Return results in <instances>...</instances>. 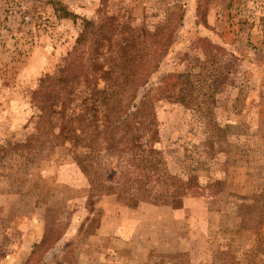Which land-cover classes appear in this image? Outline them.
Masks as SVG:
<instances>
[{"label":"rangeland","instance_id":"1","mask_svg":"<svg viewBox=\"0 0 264 264\" xmlns=\"http://www.w3.org/2000/svg\"><path fill=\"white\" fill-rule=\"evenodd\" d=\"M83 20L108 31L100 61L108 47L116 50L121 29L136 30L141 40L161 27L170 35L136 103L157 115L154 149L168 171L195 183L170 204L120 201L135 210L120 221L119 242H89L107 195H96L75 161L85 151L81 137H57L58 115H41L33 100L78 45ZM94 40L90 33L80 47H95ZM170 73L191 77L195 102L156 98ZM106 81L95 79V95L77 86L66 113L101 112ZM179 207L186 213L178 228L171 212ZM152 220L161 222L156 237L168 243L169 259L156 264H199L191 259L201 254L205 264H264V0H0V264H86L83 256L105 252L109 242L121 257L139 254L130 240L142 245ZM181 231L195 244L179 259Z\"/></svg>","mask_w":264,"mask_h":264},{"label":"trees","instance_id":"2","mask_svg":"<svg viewBox=\"0 0 264 264\" xmlns=\"http://www.w3.org/2000/svg\"><path fill=\"white\" fill-rule=\"evenodd\" d=\"M65 14L76 16L67 9ZM82 25L79 43L68 53L65 64L58 69L56 76L41 81L40 88L34 92L33 100L41 115H58L60 128L57 137L76 134L81 137L85 151L75 153V161L97 196L116 194L119 201H125L133 208H138L143 201L170 204L186 196L195 183L183 181L168 171L162 152L154 149L160 138L157 115L136 103L140 87L149 84L150 76L165 59L166 50L171 46L170 35H162L161 27L154 33L143 35L145 37L141 40L136 30L121 29L117 32L116 50L108 47L111 50L107 48L100 61L104 48L100 44L104 37H108V31L104 30L103 34L88 20H83ZM88 26L93 30L89 32ZM90 33L95 36L96 46L80 47L87 42ZM108 41L113 42V38ZM98 77L107 80L106 88L100 89V114L90 117L84 111L79 115L67 114V102L76 87L89 86L95 95L94 82ZM194 88L189 75L170 73L155 88V96L189 105L198 98L194 95ZM83 120H86L84 131L79 132L75 126ZM39 247L37 244L36 248Z\"/></svg>","mask_w":264,"mask_h":264},{"label":"crops","instance_id":"3","mask_svg":"<svg viewBox=\"0 0 264 264\" xmlns=\"http://www.w3.org/2000/svg\"><path fill=\"white\" fill-rule=\"evenodd\" d=\"M116 196V195H115ZM113 195L103 196L99 200V208L101 212V218L99 225L97 226L95 232L89 236L90 243H101L105 240L111 241L117 239L116 241H121L118 237L116 238V234L122 232L123 222H120L122 218L125 216L127 210L134 211L133 208H128L121 204V202ZM167 207V206H163ZM168 208V207H167ZM186 209L184 207H179L176 210L173 209L171 215L173 216V222H176V226L179 228L180 224L182 225L184 222ZM112 223V224H111ZM153 225H147L149 229L147 230V234L145 237V241L142 245L138 246V242L134 243L130 240L129 247L133 245L135 250L139 248V254L134 253V251H130L128 254L124 256H119L121 253L120 246L116 244L112 245L111 242L108 243V247H106V251L103 253H90L89 255L83 256V259L86 264H156L157 262H164L166 259H169L163 253V250H168V243L164 240H159L156 235L158 234L157 229H159L160 221L152 220ZM125 227V226H124ZM183 230L184 227L182 226ZM242 233H246L249 230L248 226L243 222L241 228ZM180 233V231H178ZM181 238L179 237L176 242V249L178 253V258L180 259V255L185 253L190 254L189 250L192 249V246L195 244V240H189L184 237V232L181 231ZM194 236L197 235V232L194 230L191 232ZM138 232L133 231V236L131 239L137 238ZM180 236V235H179ZM142 237V236H141ZM104 244V243H103ZM106 244V243H105ZM120 244V243H119ZM145 246L147 253L145 254L141 247ZM189 248V249H187ZM173 249V248H172ZM175 249V250H176ZM143 254V256H142ZM141 258V259H140ZM192 261H195L199 264H205V260L203 254L194 256Z\"/></svg>","mask_w":264,"mask_h":264}]
</instances>
